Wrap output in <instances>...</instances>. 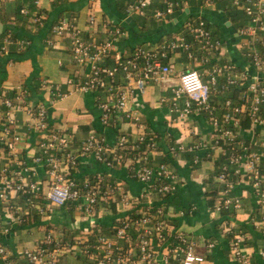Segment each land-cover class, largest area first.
<instances>
[{
  "label": "built area",
  "instance_id": "1",
  "mask_svg": "<svg viewBox=\"0 0 264 264\" xmlns=\"http://www.w3.org/2000/svg\"><path fill=\"white\" fill-rule=\"evenodd\" d=\"M7 1L14 0H0ZM42 1L32 2L41 6ZM160 3L162 6L157 5ZM220 3H225L226 7L222 8L225 11L227 8L235 9L247 18L246 23L237 29L243 39V54L252 66L263 72L264 0H124L126 17L153 18L163 23L170 21L178 11L184 13L188 9L190 12L180 30L166 37L159 46H136L126 57L118 54V63L110 65L106 59L111 58V52L126 31L120 26L110 28L94 11L87 15L86 28L78 24L75 16L66 15L54 25L53 33L70 40L74 66L82 72L87 69L83 80H77L74 76L68 78V91H93L98 96L103 92L106 95L99 102L101 121L105 125L110 124L114 114H119L141 127L140 114L131 106L132 94L135 90L143 91L151 81L162 83L173 74V66L164 61L170 53L186 52L194 65L198 66L213 63L208 70L207 80L197 66L181 73L179 83L173 88L174 108L180 112V121H185L193 111L206 112L218 132V140L224 145L229 140L230 145L225 150L227 161L219 165L221 170L218 174L226 189L212 207V212L238 211L242 208V199L231 193L236 184L229 175L235 167L236 174L247 177L239 182L248 181L253 186L261 213L256 227L264 231V168H261L264 161V81L259 76L249 80L248 75L233 64L215 62L222 43L204 17V12L207 9H220ZM21 13L28 15L31 10L28 6L23 7ZM100 31L108 33V37L103 38ZM14 43L22 47L24 41L19 39ZM120 74L124 86L116 87L115 82ZM222 77L225 80L223 88H243V91L238 100L229 96L222 102L220 108L224 113L220 118L217 115L219 108L212 103V96ZM42 88L49 90L54 99L68 93L46 80L42 81ZM182 97L187 99L181 107L177 103ZM3 105L6 120L0 123V147L6 151L7 161L0 166V201L4 203L6 211L12 215L20 214V219L32 214L45 215L55 206L71 205L83 218H90V227L86 229L89 233L87 237L76 236L71 241L58 237L53 229L48 230L34 246L14 251L3 238L9 232V227L0 224V264H63V257L70 254L84 255L90 264H208L207 255L201 251V246L205 244L173 225L168 218V210L159 203L176 190L177 176L168 164L151 163L152 154L157 148L151 137H139L135 147L144 148L130 160L141 163L136 173L148 186L142 198L134 199L123 183L108 180L102 173L95 174L94 180L86 178L81 184L75 176L80 156L94 155L109 167L122 165L124 158L118 150L129 141L127 133L119 134L115 146L107 145L102 137L93 133L76 150L71 134L49 128L43 106L29 108L27 112L34 116V128L40 136V155L33 159L34 165H29L19 156L18 146L23 142V134L18 131L14 116L17 110H26L23 94L19 92L14 97L4 95ZM243 121H248L254 132L248 143L239 139L236 131L239 122L242 125ZM182 149L183 146L179 145L171 150L177 153ZM39 165L45 166V181L32 178ZM111 202L116 203L122 215L111 226V231L94 235L93 228L98 226L100 208L110 207ZM224 232L229 235L232 260L237 264H256L246 247L245 234L240 230L235 231L229 221L224 223ZM214 245V242L207 244L206 251L209 252ZM259 255L261 264H264V248L260 249Z\"/></svg>",
  "mask_w": 264,
  "mask_h": 264
},
{
  "label": "crops",
  "instance_id": "2",
  "mask_svg": "<svg viewBox=\"0 0 264 264\" xmlns=\"http://www.w3.org/2000/svg\"><path fill=\"white\" fill-rule=\"evenodd\" d=\"M53 1H42L40 7L42 16L39 22L32 16H24L25 14L23 15L27 19L25 24L21 21L5 23L0 17V123L6 120L3 96L14 97L21 92L26 112L17 110L14 115L18 131L23 134V142L18 146L19 156L27 160L29 165H34L33 159L40 155L38 149L40 136L34 128V116L27 112L29 108L36 109L39 106H43L46 110L49 128L73 136L76 150L79 149L81 142L93 133L102 137L109 146L117 144L120 133H127L132 143L139 142L141 135H147L156 142L157 146L152 154L151 163H166L177 176L176 190L165 199L161 198L164 200L159 202L168 210L170 222L205 244L201 246L204 248L201 251L210 256L208 264H237L230 256L229 235L224 232V223L232 222L235 229L245 234L246 247L253 261L261 264L259 251L264 248V231L256 227V221L260 219L261 213L253 186L248 181L239 182L247 177L242 178L241 175L236 174L235 167L229 175L236 184L231 193L242 199V208L238 211L229 210L227 211L229 213L225 214L223 211L212 212V207L222 198L226 189L218 174L221 170L219 165L227 161V159L222 160L221 157L230 145L229 140H226L225 145L218 140V132L215 131L206 112L193 111L185 121H180V112L174 108L173 88L179 83L181 73L197 66L203 78L207 80L208 70L213 63L198 66L194 65L186 52L170 53L164 61L173 66V74L162 83L151 81L145 85L143 91L135 90L132 94L131 106L140 114L141 127L119 114L111 117L109 125L103 124L99 106L100 100L106 97L103 92L98 96V93L93 91H68V78L74 76L77 80H83L87 69L82 72L74 66L70 40L53 33L54 25L63 17L61 14L63 9H68L64 16H75L80 26L82 9H87V15L90 11H94L110 28L122 26L126 35L116 43L115 50L123 57L129 55L136 46L157 47L166 37L175 35L190 10L186 9L184 13L175 14L170 21L162 23L153 18L126 17L124 9H118L116 0L112 3H108L107 0L108 4L105 0H72L65 2L64 7L63 5L55 7ZM19 2L20 0L0 2V13L5 11L7 15L14 16ZM204 17L222 43L215 62L223 65L233 64L243 70L249 80L259 76L264 81V71L259 72L244 56L241 45L243 39L227 11L222 8L207 9ZM85 18L83 21L85 27L82 28L87 27V16ZM15 37L16 40L24 41L22 47L14 43ZM43 80L59 85L68 93L54 99L49 90L42 88ZM223 81V77L219 79L217 85L219 89H216L212 96V103L219 108L217 115L220 118L224 113L220 108L222 102L230 96V91L226 93L222 88L225 84ZM119 85L124 86L121 74L115 82L116 87ZM186 99V97L179 98L178 106L182 107ZM84 125L88 127V131L81 129ZM238 125L236 131L239 139L249 142L254 135L250 123L248 127H243L240 122ZM179 145L183 146V149L173 153L171 149ZM5 154L6 151L0 147V166L7 161ZM131 156L123 155V164L114 167L98 161L94 155L80 156V164L75 176L81 179L102 173L108 180L123 183L134 199L142 198L148 186L136 173L141 163L130 161ZM33 176L32 178L45 181L47 179L45 166H37V172ZM212 199L214 200L211 205ZM16 201L20 202L19 199ZM99 212L97 223L103 230L110 228L122 215L112 206L100 208ZM18 217L20 214L17 216L7 212L4 203L0 201V224L9 227V232L4 234L3 238L7 246L14 251L34 246L45 237L48 230L53 229L58 237L71 241L74 237L83 235L90 227V218H83L71 205L52 207L45 215L32 214L29 217L22 216L20 219ZM242 226L246 231L241 229ZM210 242H214L215 245L207 252V244ZM63 264L90 263L82 256L70 254L63 257Z\"/></svg>",
  "mask_w": 264,
  "mask_h": 264
},
{
  "label": "trees",
  "instance_id": "3",
  "mask_svg": "<svg viewBox=\"0 0 264 264\" xmlns=\"http://www.w3.org/2000/svg\"><path fill=\"white\" fill-rule=\"evenodd\" d=\"M33 0H20V2L18 3V6H17V12L15 13V15L14 16H9V15H7L6 14V12L5 11H3V12H1L0 13V17L2 18V22H8V21H15V22H17V23H19L20 21L23 23V24H25V23H27V19L26 18H24V16H32V17H34L35 18V21H37V22H39L40 20H41V12H42V10L40 9V7L41 6H36V5H34L33 4V2H32ZM114 0H109L108 1V3H112ZM117 1V7H118V9L119 10H121V9H125V5H124V0H116ZM54 2V4H55V7H59L60 5H63V7H64V3L66 2V1H63V0H54L53 1ZM66 3H68V2H66ZM105 3L106 4H108L107 3V0H105ZM224 4L225 3H220L218 6L219 7H221V8H223V7H226V6H224ZM26 6H28V8L31 10V14L32 15H24V14H22L21 13V9L23 8V7H26ZM158 6H162V4L160 3V4H158ZM228 10H227V13H228V15H229V17L232 19V21H233V23L234 24H236L237 25V27H240V26H242L243 24H245L246 23V21H247V18L244 16V15H242L241 13H240V11H237V10H235V9H230V8H227ZM68 11V9H63L62 11H61V14H62V16H64L65 14H66V12ZM74 13V12H73ZM180 14V12L178 11L177 12V14L176 15H179ZM24 15V16H23ZM157 25V24H156ZM121 28L123 29V27L121 26ZM102 36H103V38H106V37H108V33H102ZM17 39V37H15V39L14 40H16ZM118 55V53H117V51L116 50H113L112 52H111V58H107L106 59V63L108 64V65H110V64H114V63H118V61L120 60V58L117 56ZM223 82H225V80L223 81ZM220 87H221V85H220ZM223 88V87H222ZM216 89H219V86H217V88ZM230 89H231V91H230ZM223 90H225L226 91V93L228 92V91H230V97H234L236 100H238L239 99V96H240V94H241V92L243 91V88H236V87H231V88H223ZM226 95V94H225ZM242 126L243 127H248L249 126V122H247V121H243L242 122ZM81 129L83 130V131H88V127L87 126H82L81 127ZM90 131H92V130H90ZM91 133V132H90ZM155 138H157V137H155ZM131 141V139L129 138V141L127 142V144L125 145V146H123V147H120V149L118 150V153L119 154H122V155H126V157H130L131 155H136V154H139V152L143 149V148H136L135 146H136V143H132V142H130ZM144 147V146H143ZM130 152V153H129ZM129 154V155H128ZM131 154V155H130ZM226 154H224L222 157H221V159L222 160H225L226 159ZM131 157H133V156H131ZM261 168H264V161H263V163L261 164ZM86 178H91L92 180H94L96 177H95V174H93V175H90V176H87V177H85V178H79V179H77L78 180V183H82L83 182V180H85ZM214 188V187H213ZM215 193V192H214ZM213 200L214 199H212L211 200V205H212V203H213ZM111 206L112 207H116V203L115 202H111ZM115 209V208H114ZM225 213H229V212H227V211H223V214H225ZM133 214L135 215V213L133 212ZM113 227V226H112ZM112 227H110V228H107V229H105V230H108V231H111L112 230ZM244 229L245 230V227H241V229ZM105 230H103L102 228H100L99 226H96L95 228H93V233H94V235H97V234H100V233H103V232H106ZM235 231H239V229H235ZM246 231V230H245ZM89 235V233L87 232V231H85L84 232V234L83 235H81L80 237L81 238H85V237H87ZM209 259H210V256H208L207 255V260L209 261Z\"/></svg>",
  "mask_w": 264,
  "mask_h": 264
},
{
  "label": "rangeland",
  "instance_id": "4",
  "mask_svg": "<svg viewBox=\"0 0 264 264\" xmlns=\"http://www.w3.org/2000/svg\"><path fill=\"white\" fill-rule=\"evenodd\" d=\"M82 13H83V14H82V19H81V20H82V21H81V27H85V24L83 23V21H85V19H86L85 17L87 16V9H85V10L82 9ZM82 257L85 258L84 255H83Z\"/></svg>",
  "mask_w": 264,
  "mask_h": 264
}]
</instances>
